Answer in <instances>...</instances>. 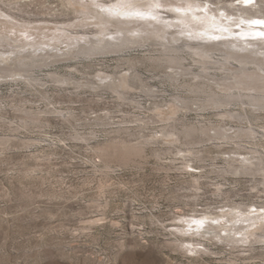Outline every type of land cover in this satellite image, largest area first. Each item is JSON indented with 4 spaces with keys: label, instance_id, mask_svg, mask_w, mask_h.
<instances>
[{
    "label": "rangeland",
    "instance_id": "rangeland-1",
    "mask_svg": "<svg viewBox=\"0 0 264 264\" xmlns=\"http://www.w3.org/2000/svg\"><path fill=\"white\" fill-rule=\"evenodd\" d=\"M232 2L239 4L240 0H221L219 6ZM62 3V0H0V41L4 45L0 47V66L16 64L12 68L19 65L34 71L39 79L29 83L22 78H0V264H264V244L255 245L251 252L247 248H225L218 243L212 249L224 252L222 258H214L216 255L201 258L184 253L171 243V228L179 216L211 214L205 222L213 223L212 216L220 215L225 205L264 202L259 175L224 171L231 157L249 159L246 148L254 146V142L242 141V148H237L223 140L204 142L200 134L189 141L166 140L162 138L166 121L157 118L154 110L159 105L170 115L173 113V108H170L172 112L169 110L170 100L180 95L176 102L179 108L175 106L178 122L169 120L167 128L176 126L180 130L181 121L207 127L220 121L232 134L241 124L262 131L254 120L252 124L227 117L222 120L218 114L221 110L244 114V110H251L249 105L233 101L221 109L216 104L204 106L206 95L202 91L190 92L186 86L201 81L219 91L230 72L214 63L203 72L200 64L184 54L185 68L188 66L202 76L196 79L192 75L178 76L174 82V78H166L172 68L166 70V64L158 61L165 52L182 55V48L190 54L195 49H204L221 59L226 48L210 44L237 38L231 33L232 20L210 24L209 30L215 34L213 41L178 35L177 41L158 38L153 45L128 47L121 55L88 58L78 53V47L89 39L72 41L76 34L60 28L91 32L96 21H87L89 25L83 27L82 20L73 19L72 9H66ZM75 6L92 17L99 13L107 19L164 24L177 23L169 18L175 14L193 15L194 19L203 21L209 12L189 8L187 0H118V3L77 0ZM137 11L145 16L132 15ZM174 30L175 27H169L166 31ZM17 44L26 46L16 48ZM4 50L46 56V59L69 52L78 57L48 67H36L32 63L22 66L15 54L1 56ZM150 55L156 56V64L149 66ZM252 56L251 59L264 64V53ZM122 59L142 62L136 69L139 78L136 75L132 78L136 88L127 90L122 99L106 86L75 88V85L57 84L51 78L54 73L64 78L71 75L85 83L83 77L96 82L97 74H131L133 70L128 65L115 69ZM227 64L228 68L239 66L236 62ZM221 77L222 80H216ZM24 110L39 114L46 111L40 120L43 124L24 127ZM52 110L56 112L50 113ZM260 116L263 117L260 122H264V114ZM209 133L214 135V131ZM122 140L150 144L143 156H134L128 165L118 158L106 164L98 148ZM192 144H196L195 152H186ZM260 145L264 146V142ZM188 157L193 161L187 162ZM249 209L256 213L254 207ZM223 210V215L239 216L228 207Z\"/></svg>",
    "mask_w": 264,
    "mask_h": 264
},
{
    "label": "bare ground",
    "instance_id": "bare-ground-1",
    "mask_svg": "<svg viewBox=\"0 0 264 264\" xmlns=\"http://www.w3.org/2000/svg\"><path fill=\"white\" fill-rule=\"evenodd\" d=\"M89 1L100 2V0ZM116 1L118 3V0ZM119 1L126 2V0ZM148 1L150 2V0ZM187 1L189 3V8L208 10L209 12L207 17L204 18L203 21H199L194 19L193 15L184 17L175 14L169 18L173 19L177 23L167 24L133 19H107L99 13V15L96 14L92 17L88 13L80 12L75 6L77 0H62V4L66 9H72V14L75 15L73 19H81L83 27L89 25L87 21L90 22V20H95V26L97 29H91V32H73L67 28H60V30H64L73 35L76 34L72 41H83L86 39L85 37H87L89 41L84 42L83 45L78 47V53L83 54L88 58H92L95 55L112 53H118L116 55H121L128 47L135 45L146 47L148 46L147 43L153 45L152 42L158 40V38H168L170 41H177L179 39L178 35H186L194 38L202 37V39L206 41H213L212 37H214L215 34L209 30L210 24L216 23L214 21L217 20H221L223 22H229L232 20V22L229 23L231 28H233L231 29V33L233 35H237V38L221 43L211 42L212 44H210L212 47L226 48L227 52L222 55L221 59L217 60L215 58V54L204 49H195L192 54H190V52H186V50L182 48V55H180V52H174V54L165 52L162 54V57L158 58V61L162 64H166V70H168V68H172V70L168 72V76H166V78H174V82H176V78H178V76L182 78L192 75V78L194 79L202 76L188 66L185 68L184 62L186 58L184 54L191 56L195 63L200 64L203 72L208 70L210 63L218 64L226 70V72H230L228 77H226L223 81V86H221L222 88L219 91L217 88L212 87L209 83L207 85L201 81L195 84L187 83L186 86L191 89L188 90L190 92H192V90L202 91V94L206 95V97H204V106H214V104H216V108L221 109L230 106L233 101H240L241 104L249 105L251 110H244V114H235L231 110H221L218 114L222 116V120H226L224 117H227L231 119H239L242 120V122H248V124H252L251 121L254 120L260 125L262 131L256 130L253 126L252 128H246L241 124V126H236V128L233 127L234 133L232 134L230 130L226 129V124L222 126V122L220 121L217 125L212 127H207L205 125L197 126L195 124L186 125L184 124V121H181L183 124L182 129L179 130L176 126H174V128H170V126L167 128L165 126L169 120L170 122H178V119L175 118V113L177 111L175 106L176 102L180 100V95L174 96L170 100V104H172L171 106L170 104L167 105L170 106L169 110L170 108H173V113H171L172 110H170L171 112L168 110L171 113L170 115L166 111L161 110L159 105H156L154 110L158 114V116H156L157 118L161 117L166 121L164 122L165 126L162 129V138H166V140H168V138H172L174 142H180L182 139L186 138V140L189 141L192 136L200 134V136L204 138V142L223 140L232 146L235 145L237 148H242V144H240L242 141L247 144L248 142H254V146L246 148L248 150V154L250 155L249 159L242 160L231 157L230 160H227V169L224 171L248 174L253 177L259 175L262 178L260 183L264 188V160L262 158V156H264V146L260 145L264 142V122H260V120L263 119L260 114H264V64L261 61L251 59L253 54L264 53V35H260L261 33H264V26L259 27L257 25L262 23H254L256 21H264V0H250V2L247 3L245 0H240L239 4L232 2L229 5L222 4V6H219L221 4V0ZM157 5L158 2L156 3V6ZM169 27H175V30L169 33L166 31ZM103 38L104 40H102ZM60 41H58V43H61ZM158 44L165 45L160 41H158ZM158 44H154V46H158ZM3 46L4 45L0 41V47ZM25 46L26 44H17L15 47L24 49ZM166 46H168V44H166ZM170 46H172V44H170ZM162 47L164 48V46ZM252 47L256 49H252ZM176 48H180V45H176ZM4 54H15V52L4 50L1 53V56L4 57ZM15 55L17 59H19L18 61L22 66L32 63L37 64L36 67H48L51 64L72 60L78 57L71 52L68 54L62 53L58 55H50L47 59L46 56H36L35 54ZM196 56L198 58H196ZM42 60L44 62H38ZM234 62H236L239 66L228 68L227 63L234 64ZM140 63L142 62L132 59H122L120 60V63L115 66V69H122L123 65H128V69L133 70L131 74H124L120 72H114L112 75L104 76H102V74H97L96 82L93 80L90 82V80H86V78L83 77L82 79L85 83H82V81H78L71 75L68 76V78H64V76L56 73L52 74L51 78L53 77L54 82L57 84H65L67 86L75 85V88H83L92 84H96L97 87L103 88L106 86V88H110L116 92V94L119 93L118 97L122 99V96L126 95L127 90L136 88L132 82V78L134 75L139 78V75L136 73V69ZM149 64H156V56L150 55V58H148V65ZM12 66H16V64H11L5 67L0 66V78H22L29 83L39 81V79L35 76L34 71L21 68L19 65L18 68L20 69L16 67L12 68ZM87 67H91V65H88ZM104 68H106V66H104ZM158 68H162V66H158ZM205 75L207 77L208 73ZM216 80H222V77L216 78ZM229 80H235V82H229ZM100 83L102 86H100ZM178 83L180 84V82ZM93 85L92 87L96 88V86L94 87ZM140 88L142 89V87ZM205 88L206 90H204ZM46 99L50 98L46 97ZM176 108H179V106H176ZM23 112H25V117L22 120V125L24 127H32L43 124L40 120L42 118V114L46 111L40 112V114L25 110ZM54 112L56 111L52 110L50 113ZM254 112H258V114H254ZM160 121L162 122V120ZM141 122H144V120H141ZM226 130H228L230 134ZM209 131H214V135H211ZM149 144L150 143L148 141L136 144L128 143L124 140L111 141L98 148L97 151L100 153L101 157L106 160V164L112 159L118 158L122 160L124 165H128L134 156H143L145 148ZM195 145L196 144L187 146L185 149L186 152H195ZM188 148H190V150H188ZM190 155L195 156L196 154ZM189 157L185 158L187 162L193 161V158ZM186 166L190 165L186 164ZM224 207H228L229 210L238 213L239 216L229 217L223 215L222 212L224 211ZM249 207H254L256 209V213H253L254 211H251ZM223 209L220 212L221 214L218 213L220 215H216V217L212 216L211 221L213 223L205 222L207 219L211 218V214L201 215L200 213V215L191 214L190 216H179L178 218H175V223L171 228V230H173L171 243L174 248L181 249L184 253H191L201 258L205 255L210 257L212 255H216L214 258H222L224 256V252L213 250L212 248H214V246L212 245L222 243L225 248H247L252 252L255 249V245L258 246V244H264V202H252V204H230L223 206ZM222 232L224 233V236H222ZM218 254H220V256H218ZM252 255L246 259H249Z\"/></svg>",
    "mask_w": 264,
    "mask_h": 264
},
{
    "label": "snow or ice",
    "instance_id": "snow-or-ice-1",
    "mask_svg": "<svg viewBox=\"0 0 264 264\" xmlns=\"http://www.w3.org/2000/svg\"><path fill=\"white\" fill-rule=\"evenodd\" d=\"M245 2H246V3H247V2H250V0H245ZM157 6H159V5H157ZM177 11H179V9H177ZM132 15H134V16H136V17H138V18H143V17L145 16L144 13L139 12V11L133 13ZM149 18L155 19V16H150ZM254 23H264V21H256V22H254ZM260 35H264V33H261Z\"/></svg>",
    "mask_w": 264,
    "mask_h": 264
}]
</instances>
